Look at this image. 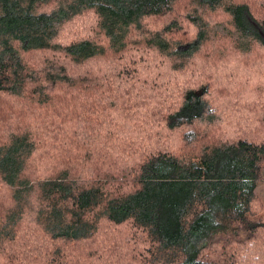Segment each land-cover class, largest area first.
<instances>
[{"label": "trees", "instance_id": "obj_1", "mask_svg": "<svg viewBox=\"0 0 264 264\" xmlns=\"http://www.w3.org/2000/svg\"><path fill=\"white\" fill-rule=\"evenodd\" d=\"M228 37L264 49V0H0V264H110L82 251L110 225L144 236L125 264H230L214 254L264 239V137L220 130L199 63ZM140 74L162 90L124 133Z\"/></svg>", "mask_w": 264, "mask_h": 264}, {"label": "rangeland", "instance_id": "obj_2", "mask_svg": "<svg viewBox=\"0 0 264 264\" xmlns=\"http://www.w3.org/2000/svg\"><path fill=\"white\" fill-rule=\"evenodd\" d=\"M214 23H222L229 29V23L220 14L211 17ZM152 28H161L160 21L153 22ZM214 32L220 31L226 33L225 29L213 28ZM226 42L213 46L210 50V58L204 57L199 59L200 65L207 63L212 70V76L205 79L212 86L211 101L212 109L217 115L219 122L223 121L220 130H225L228 138L243 136H257L259 134L264 137V49L257 48L250 54H242L232 50L231 38L224 39ZM144 63H150L151 67H156L159 63H163V59L153 55V59L148 55L144 56ZM104 63V62H101ZM107 63H112V60ZM205 66L194 67L191 65L190 74L196 77H202V71ZM139 81L132 85L133 98L137 100L134 110L124 121L125 131L128 133L140 114L150 113L151 106H143L146 100H156V93L162 90V81L155 79L148 74L139 75ZM176 85V84H175ZM173 89V91H172ZM177 91L175 86H170L169 94L174 99V93ZM152 103V102H151ZM150 104V103H149ZM11 109L8 100L4 99L0 106V111ZM151 131V137L147 139L149 149H155L159 144L158 136L152 141L154 135L158 132L156 126ZM200 129L201 126H195ZM192 129V128H191ZM203 128L200 129V135H203ZM169 142H180L181 135L174 134L168 139ZM195 153L194 150H188ZM259 199L258 207L261 210L260 217H264V173L263 179L256 190ZM5 200L0 199V205ZM254 209H257L256 204ZM103 228L99 238L94 239L82 251L94 253L99 251V255L103 251L112 252V262L110 264H125L127 260L132 258L134 251L139 250V244L144 241V236L133 230L129 225L116 227L108 226ZM109 229V231H108ZM259 235V234H258ZM257 235V237H258ZM246 236L237 239V243L233 244L231 249L224 251V256H218L221 261L234 264H264V239L261 238L256 244H249ZM142 248V246H141ZM235 248V250H234ZM140 258H134L129 264H137ZM40 261L35 255L26 256L25 262L34 263ZM227 262V263H228Z\"/></svg>", "mask_w": 264, "mask_h": 264}]
</instances>
